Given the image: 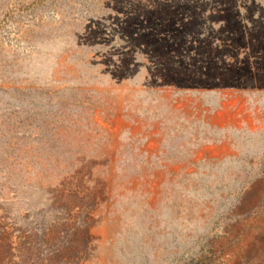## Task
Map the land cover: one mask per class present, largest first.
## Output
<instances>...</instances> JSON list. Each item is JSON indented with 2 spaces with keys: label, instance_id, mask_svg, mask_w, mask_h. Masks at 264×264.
<instances>
[{
  "label": "rangeland",
  "instance_id": "rangeland-1",
  "mask_svg": "<svg viewBox=\"0 0 264 264\" xmlns=\"http://www.w3.org/2000/svg\"><path fill=\"white\" fill-rule=\"evenodd\" d=\"M226 262L264 264V0H0V264Z\"/></svg>",
  "mask_w": 264,
  "mask_h": 264
},
{
  "label": "trees",
  "instance_id": "trees-1",
  "mask_svg": "<svg viewBox=\"0 0 264 264\" xmlns=\"http://www.w3.org/2000/svg\"><path fill=\"white\" fill-rule=\"evenodd\" d=\"M246 256L249 257L248 254H246ZM233 261H237V260H233ZM232 262H226V263H222V264H239L238 262H236V263H232Z\"/></svg>",
  "mask_w": 264,
  "mask_h": 264
}]
</instances>
